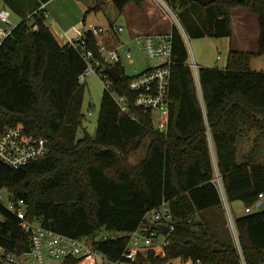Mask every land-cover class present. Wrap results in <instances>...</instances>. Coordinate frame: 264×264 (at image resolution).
<instances>
[{"label":"trees","instance_id":"16d2710c","mask_svg":"<svg viewBox=\"0 0 264 264\" xmlns=\"http://www.w3.org/2000/svg\"><path fill=\"white\" fill-rule=\"evenodd\" d=\"M4 1L21 21L0 45V134L8 126H21L46 137L49 151L19 168L0 161V190L23 198L28 213L45 226L74 237L103 227L128 233L166 200L175 229L164 257L152 264L177 258L192 264H243L235 241L216 233L202 213L223 208L213 182L217 171L230 202L251 205L264 192V162L250 155L240 158L251 132L256 143L264 131V71L251 68L252 58L264 53V0H166L192 37H232L234 9L258 14V50L231 49L225 67L200 65L201 99L184 37L174 24L175 101L168 132L156 131L152 112L134 105L131 76L118 65L121 76L114 89L129 98L137 119L121 113L105 89L96 135L84 130L81 137L84 58L55 36L44 10L35 11L49 0H36L30 15L19 0ZM144 1L113 0L120 13L129 3ZM85 36L99 56L95 36L89 29ZM235 225L245 262L264 264V208L236 216ZM29 237L18 216L0 203V247L22 253L29 250ZM127 240L126 235L102 240L95 248L115 259Z\"/></svg>","mask_w":264,"mask_h":264},{"label":"built area","instance_id":"2783aa9c","mask_svg":"<svg viewBox=\"0 0 264 264\" xmlns=\"http://www.w3.org/2000/svg\"><path fill=\"white\" fill-rule=\"evenodd\" d=\"M168 18L180 29L189 52V65L193 70L194 79L200 98L202 89L199 77V63L189 46V34L186 32L178 12L166 0H156ZM44 10L46 2H42L37 10ZM36 10V11H37ZM0 45L11 33L16 24L11 19L8 8L0 9ZM34 28L38 25L35 23ZM91 33L96 38L99 56L89 47L85 31L80 32L76 39L69 41L82 55L86 68L81 78L86 74H100L105 81L106 89L121 113L129 115L133 120L136 114L131 110L129 98L114 89V79L108 72L109 66L123 65L124 56L133 63L130 43H135L145 53L148 60L155 63L143 70H137L130 75L129 88L137 92L134 105L145 112H152L154 129L160 133H167L172 116L174 99L171 96V78L173 57V32L148 33L133 31L125 34V27L111 23L108 27L92 26ZM218 58H221L218 55ZM119 71V68H118ZM49 151V140L43 136L27 133L21 126H8L0 134V161L19 168L31 161L44 157ZM213 182L220 193L222 205L233 227L235 243L242 256V263L247 264L243 257L235 217L232 215L230 201L227 197L222 176L217 171ZM8 202H3L0 190V203L15 213L20 219L23 229L29 232V250L22 253L9 252L0 247V261L3 264H152L157 256L164 257L165 247L171 241V233L175 229L174 213L170 203L164 200L161 205L148 210L141 223L134 230L124 233L108 230L105 227L93 235L74 237L45 226L39 217L32 216L27 211V203L23 198L8 194ZM264 208V192H260L251 205L245 206V213H252ZM167 230V232H166ZM126 235L127 243L121 254L110 258L106 253L95 248V244L102 240H114ZM72 260V263L67 261ZM192 264L193 261H187ZM199 262V261H198Z\"/></svg>","mask_w":264,"mask_h":264},{"label":"rangeland","instance_id":"374dc122","mask_svg":"<svg viewBox=\"0 0 264 264\" xmlns=\"http://www.w3.org/2000/svg\"><path fill=\"white\" fill-rule=\"evenodd\" d=\"M67 2V10L72 12L73 16L80 19L86 18V24L92 23L94 26L108 27L111 23L123 25L125 27V34L128 33V21L132 27H135L140 32L157 33L167 32L172 28V20L167 17L163 7L156 2V0H145L142 5L131 3L127 7V17L120 13L113 0L99 1L100 8L88 9L89 0H65ZM91 2V1H90ZM92 3V2H91ZM90 3V5H92ZM4 6L0 0V7ZM87 6V7H86ZM89 10V11H88ZM253 16L255 14L251 13ZM17 15L11 11V19L13 23L16 21ZM15 24V23H14ZM1 25V24H0ZM211 36L192 37L189 36L191 50L199 65H218L223 66L227 62V47L226 42H217ZM217 39V38H216ZM132 49L133 63L124 56L123 65L126 73L132 75L137 70H143L149 65L155 63L148 60L145 53L142 52L135 43H130ZM188 46V43H187ZM189 52L190 48L188 47ZM218 55L221 58H218ZM82 82H86V93L83 101V124L78 131V137L83 136L84 130L90 135L95 136L98 125V117L101 107V100L106 89L105 81L100 74H86L81 78ZM256 132L252 131L250 139L243 143L240 147V158L244 155L253 156L256 160L264 162V131L259 136V141L254 142ZM245 157V156H244ZM3 194V202H8L7 189H1ZM230 207L233 217L238 214L245 213V204L240 201H231ZM198 215L197 218H200ZM205 220L212 225V229L220 235L229 236L232 241H235L233 227L224 208L206 210L202 213ZM165 264H189V262L182 261L180 258L167 261Z\"/></svg>","mask_w":264,"mask_h":264},{"label":"crops","instance_id":"0c3cea01","mask_svg":"<svg viewBox=\"0 0 264 264\" xmlns=\"http://www.w3.org/2000/svg\"><path fill=\"white\" fill-rule=\"evenodd\" d=\"M4 6L1 8H8L12 13H15L17 16L16 21L14 22L17 24L21 21V16L13 10L9 5L2 0ZM93 3H91V2ZM99 1L101 0H89L88 2V9L91 8H100ZM103 1V0H102ZM19 3L22 9L27 11V14H31V8L35 5L36 0H19ZM90 3L92 5H90ZM129 3L122 14H125L126 19L128 21L127 7L130 5ZM67 2L65 0H49L46 2V11L48 12L49 16L46 19V23L50 26L51 30L55 34V36L62 42L67 43L71 40L77 38L80 32H84L94 26L92 23L86 24V18L80 19L76 15L73 16L72 12L67 10ZM87 7V6H86ZM37 10V9H36ZM35 10V11H36ZM34 11V12H35ZM89 11V10H88ZM253 12H249L245 8L239 7L233 10L232 12V30L233 35L232 37H221V38H214L213 40H217V42H226V49L229 51L231 49L239 50V51H248V52H256L258 50V39L260 34V26L258 23V14L254 16L251 14ZM0 26H4L2 21L0 20ZM130 32L138 31L137 28L132 27L130 22L128 21L127 25ZM227 54V58H228ZM227 62L221 66L225 67ZM206 66H218L207 64ZM220 67V66H219ZM251 68L257 71H264V53L262 55H258L252 58L251 60ZM211 209H209L210 211ZM244 213L238 214L237 216L243 215ZM208 220V219H207Z\"/></svg>","mask_w":264,"mask_h":264},{"label":"water","instance_id":"95a60500","mask_svg":"<svg viewBox=\"0 0 264 264\" xmlns=\"http://www.w3.org/2000/svg\"><path fill=\"white\" fill-rule=\"evenodd\" d=\"M202 1H208V0H202ZM108 72L110 73V75L112 76V78L114 80H118L121 76L120 72L118 71L117 66L113 65V66H109L107 68ZM167 232V230H166Z\"/></svg>","mask_w":264,"mask_h":264}]
</instances>
